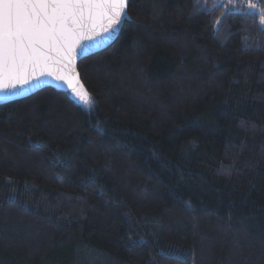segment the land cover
<instances>
[{
  "label": "trees",
  "instance_id": "trees-1",
  "mask_svg": "<svg viewBox=\"0 0 264 264\" xmlns=\"http://www.w3.org/2000/svg\"><path fill=\"white\" fill-rule=\"evenodd\" d=\"M128 15L78 62L90 100L0 101V264H264V13Z\"/></svg>",
  "mask_w": 264,
  "mask_h": 264
},
{
  "label": "snow or ice",
  "instance_id": "snow-or-ice-1",
  "mask_svg": "<svg viewBox=\"0 0 264 264\" xmlns=\"http://www.w3.org/2000/svg\"><path fill=\"white\" fill-rule=\"evenodd\" d=\"M127 7L128 0H0V92L16 95L44 75L71 84L77 50L87 51L83 41L101 35L98 29L113 40L131 19ZM73 91L90 100L82 86Z\"/></svg>",
  "mask_w": 264,
  "mask_h": 264
},
{
  "label": "water",
  "instance_id": "water-1",
  "mask_svg": "<svg viewBox=\"0 0 264 264\" xmlns=\"http://www.w3.org/2000/svg\"><path fill=\"white\" fill-rule=\"evenodd\" d=\"M129 1L128 0V7H129ZM128 7H127V12H128ZM125 22V21H124ZM124 22L122 23L121 29L124 25ZM98 31L101 32V35L96 36L94 39L92 40H88L85 39L83 41L84 45H87V51L81 55L79 54V49L77 50L78 54L76 55V57L74 58L71 68H72V72L70 73V76L75 77V79L72 80V83H69V80L65 79V80H60L58 79L55 75H44V76H39L38 80H33L30 82V84L28 85H24L23 88L25 89L24 91L19 92L16 95H10L5 97L3 92H0V101H9V100H16V99H21L24 97H28L30 95H32L33 93L45 88V87H53L57 90H61V91H70L73 94H76L73 91V85H76L77 87H80L82 85V80H81V73L79 71L78 68V62L88 56V55H92L95 54L97 52L102 51L103 49L107 48L108 46H110L115 39L118 37L119 33L117 34V36L113 39V40H107V39H103V37L106 35L105 33H103L101 30L98 29ZM121 31V30H120ZM87 35H91V33H87ZM78 80V84H76V81ZM9 91H15V90H9Z\"/></svg>",
  "mask_w": 264,
  "mask_h": 264
},
{
  "label": "rangeland",
  "instance_id": "rangeland-1",
  "mask_svg": "<svg viewBox=\"0 0 264 264\" xmlns=\"http://www.w3.org/2000/svg\"><path fill=\"white\" fill-rule=\"evenodd\" d=\"M219 3L234 4L240 3L244 5V8L248 11L264 13V7L257 0H216ZM264 19V17H263Z\"/></svg>",
  "mask_w": 264,
  "mask_h": 264
}]
</instances>
